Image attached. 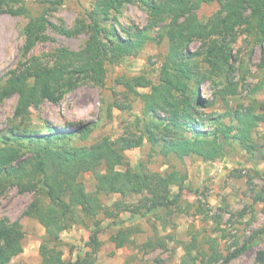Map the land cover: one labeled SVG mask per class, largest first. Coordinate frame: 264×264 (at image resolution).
<instances>
[{
	"label": "trees",
	"instance_id": "16d2710c",
	"mask_svg": "<svg viewBox=\"0 0 264 264\" xmlns=\"http://www.w3.org/2000/svg\"><path fill=\"white\" fill-rule=\"evenodd\" d=\"M216 1L218 11L203 22L196 16L202 0H95L91 8L84 10L74 25L67 28L48 18L64 0L44 1L47 6L34 16L30 15L21 0H0V14L25 16L28 19L23 30V56L28 55L38 43L54 42L48 32L68 38L86 36L81 50L57 48L50 64L36 57L25 59L17 71L8 76L0 99L17 95L15 116L28 114L30 107L36 108L43 101L59 104L64 95L82 80L103 85L106 64L121 63L127 57L138 55L147 43L166 38L169 48L160 67L158 84L151 85L142 78L133 80L135 86H151L150 93L141 96L144 114L152 116L150 125L156 126V121L164 123V130L174 135V138L162 140L164 153H172L180 160L190 155L204 161L220 160L224 144L219 139H235L247 147L253 128L258 122L264 121V115H254L249 110L237 111L234 116L238 126L225 125L221 115H216L213 120L210 117L202 120L203 114L199 109L203 107V102L197 95L204 76L194 61L202 56L213 73L218 74L230 53L228 44L235 41L237 32L253 34L261 41L264 37V0ZM127 4H139L146 9L148 23L145 26L133 22L120 23L118 16ZM194 42H200L203 46L192 53L188 47ZM259 67L264 69V52L260 56ZM150 125L145 126L147 140L152 144L158 143ZM97 129L99 127L93 123L82 125L72 133H56L53 128H49L47 134L30 139L38 146L32 156L23 155L13 145L0 144V195L8 186H12L21 193L39 191L47 201L35 198L23 213L44 228V238L53 245L40 246L43 264L61 263V251L56 249L61 232L73 226L88 228V221L97 218L102 212L112 216L101 201L103 196L115 193L123 198L140 196L141 208L128 210L131 216H144L155 210L168 209L179 197L172 195L169 188L176 185L180 189L184 176L176 173L161 175L130 168L125 151L140 147L142 136L111 140L106 135L98 134L91 138ZM200 129L210 132L202 136ZM18 130L16 128L13 134L15 138H19ZM185 133L190 138H186ZM74 138L90 139L92 142L87 146H72L70 142ZM119 167L124 169L120 170ZM87 172H91L94 177L93 192H87L83 183L82 176ZM256 201L264 203V190ZM113 206L118 207L120 203ZM98 224L92 223L86 243L93 255L100 245ZM129 236L128 229L119 230L111 237V241L116 248L127 242L133 245ZM23 238L18 221L10 225L5 220L0 221V264H16L12 263V259L23 252ZM210 244L213 254L208 256L206 264L214 261V255L217 254V243L213 240ZM246 246L243 244L226 255L223 263L236 258ZM184 251L181 264H196L189 244ZM258 255L264 263L263 254ZM67 264H94V258L81 260L77 257L75 262Z\"/></svg>",
	"mask_w": 264,
	"mask_h": 264
},
{
	"label": "rangeland",
	"instance_id": "374dc122",
	"mask_svg": "<svg viewBox=\"0 0 264 264\" xmlns=\"http://www.w3.org/2000/svg\"><path fill=\"white\" fill-rule=\"evenodd\" d=\"M21 1L31 16L47 6L46 0ZM94 1L64 0L48 18L58 25L71 28ZM218 9L216 0H202L196 16L205 22ZM118 18L122 24L133 22L145 26L148 23L146 9L139 4L125 5ZM27 20L25 16L0 14V93L6 86L8 76L17 71L25 59L36 57L50 64L57 48L78 51L84 47V35L68 38L48 32L54 42L38 43L28 55L23 56V30ZM237 33L235 41L228 44L230 53L218 74L213 73L202 56L194 61L204 76L197 95L203 102V107L199 109L203 114L202 120L209 117L213 120L216 115H221L225 125L238 126L234 116L237 111L249 110L254 115H264V69L259 67L260 56L264 52V37L259 41L253 34L244 31ZM202 46L200 42H194L188 50L197 52ZM168 48L166 38L149 42L138 55L127 57L118 64H106L103 85L82 80L64 95L59 104L43 101L36 108L30 107L24 116L14 115L17 95L0 99V144L13 145L23 155L32 156L38 146L32 143L31 138L47 134L49 128L56 133H72L88 123L99 127L91 138L98 134L106 135L111 140L142 136L140 147L125 151L130 168L161 175L176 173L184 176L185 180L180 189L176 185L170 186V193L179 197L168 209L155 210L144 216L134 215L132 219L136 225L130 229L140 233L142 242L133 240L135 245L123 249L116 256L119 264H122L121 260H124L123 264H181L184 248L188 244L196 264H206L208 256L213 254L210 249L213 240L217 243V254L210 264H264L258 255L262 253L264 256V203L256 201L264 190V121L253 128L247 147L235 139L225 141L220 138L219 141L224 144L223 156L215 162L204 161L194 155L180 160L172 153H164L162 140L174 138V135L164 130V123L154 120L156 126L150 125L153 118L150 114H144L141 96L149 94L151 86H135L133 80L142 78L151 85H157ZM146 125L152 126L158 143L152 144L147 140L148 134L144 133ZM16 128L19 129V138L13 136ZM199 132L204 136L210 131L200 129ZM184 135L190 138L189 134ZM91 142L90 139L74 138L70 145L87 146ZM119 169L123 170L124 167ZM82 179L89 192L94 186L93 174L84 173ZM35 198L46 201L39 191L21 193L12 186H8L0 195V221L5 220L9 225L18 221L24 234L23 252L14 257L12 263L43 264L40 246L53 247L44 238V228L35 219L23 215ZM125 200L114 207L105 205L101 197L112 218H118L121 213L127 216L128 210L141 208L140 196L129 195ZM106 217H109L107 213L102 212L97 218L89 220L88 226L91 227L93 222L101 223ZM85 229L73 226L61 232L60 243L56 244V249L61 251L60 264L75 262L77 257L85 260L83 257L88 242L84 240ZM243 244L247 245L244 251L228 263H223L226 255ZM106 251L107 256L113 257L112 246L106 247Z\"/></svg>",
	"mask_w": 264,
	"mask_h": 264
},
{
	"label": "crops",
	"instance_id": "0c3cea01",
	"mask_svg": "<svg viewBox=\"0 0 264 264\" xmlns=\"http://www.w3.org/2000/svg\"><path fill=\"white\" fill-rule=\"evenodd\" d=\"M94 186H95V181H94ZM94 186L92 189L89 190V192L94 191L95 189ZM86 191L88 192V190ZM125 199L126 197L123 198L121 197V195L115 193V194H110L108 196H103V203L107 206H111L114 205L115 203H120L122 200L125 202L126 201ZM133 217L134 216H131L129 212L127 216H122L121 213V215L118 218L106 217L103 222L98 224V228L100 229V233L98 234V241L100 242V245L97 248L95 255L91 253V248L89 246H86L87 251L84 252L83 258L85 260L89 256L91 257L89 258V260L94 258V264H119V261L116 260V256L118 257L120 253H122L123 249H126L131 245L127 242L122 247L116 248L115 244L111 241V237L115 236L119 230H127L128 228L130 229V227H132L133 225H136L135 221H133L132 219ZM80 228H82L83 230L85 229L84 227H80ZM91 228L92 226L88 227V229H85L87 230L84 237L85 241L89 240ZM129 232H130L129 241L134 240L136 243L142 242L140 233H134L132 229H130ZM108 246H112L114 252L113 257L106 255L107 252L106 247ZM121 262L123 264L124 260H121Z\"/></svg>",
	"mask_w": 264,
	"mask_h": 264
}]
</instances>
